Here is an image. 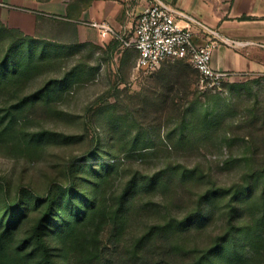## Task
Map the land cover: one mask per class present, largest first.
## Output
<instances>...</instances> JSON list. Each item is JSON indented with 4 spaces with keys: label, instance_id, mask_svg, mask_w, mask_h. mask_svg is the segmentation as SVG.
Instances as JSON below:
<instances>
[{
    "label": "rangeland",
    "instance_id": "374dc122",
    "mask_svg": "<svg viewBox=\"0 0 264 264\" xmlns=\"http://www.w3.org/2000/svg\"><path fill=\"white\" fill-rule=\"evenodd\" d=\"M46 26L0 19V220L31 224L49 193L81 207L45 233L56 264H264V76L214 89L188 61L147 72L134 46Z\"/></svg>",
    "mask_w": 264,
    "mask_h": 264
},
{
    "label": "crops",
    "instance_id": "0c3cea01",
    "mask_svg": "<svg viewBox=\"0 0 264 264\" xmlns=\"http://www.w3.org/2000/svg\"><path fill=\"white\" fill-rule=\"evenodd\" d=\"M155 2L194 18L198 44L221 41L212 57L217 70L264 76V0H0V19L25 35L54 22L81 41L100 43L91 21L105 20L117 34H130L140 13Z\"/></svg>",
    "mask_w": 264,
    "mask_h": 264
},
{
    "label": "built area",
    "instance_id": "2783aa9c",
    "mask_svg": "<svg viewBox=\"0 0 264 264\" xmlns=\"http://www.w3.org/2000/svg\"><path fill=\"white\" fill-rule=\"evenodd\" d=\"M90 25L97 29L103 41L112 37L122 41L124 46H134L138 53V69L154 72L164 61L185 60L200 74L201 82L214 89L233 76L228 71L217 70L212 64L213 53L221 41L210 38L198 44V22L188 15L179 16L165 4L155 2L140 13L130 41L125 35L117 34L105 20H94Z\"/></svg>",
    "mask_w": 264,
    "mask_h": 264
},
{
    "label": "trees",
    "instance_id": "16d2710c",
    "mask_svg": "<svg viewBox=\"0 0 264 264\" xmlns=\"http://www.w3.org/2000/svg\"><path fill=\"white\" fill-rule=\"evenodd\" d=\"M13 30L21 32L17 29ZM72 200L73 196L70 195L68 201L71 202ZM63 201L64 199H53L49 193L40 197L37 207L41 213L31 224L26 223L25 213L18 216L11 215L8 219L2 218L0 220V226H3L0 231V264H56L45 233L52 225H55L56 231L62 236L69 227L73 229L75 219L81 214L79 205L71 204L69 207H65ZM61 207L62 209H60ZM71 213L73 215H70ZM13 234H21L18 238L19 259H4L5 251L3 249L7 241L12 239ZM75 264L93 263L92 259L84 258L81 263L78 261Z\"/></svg>",
    "mask_w": 264,
    "mask_h": 264
}]
</instances>
